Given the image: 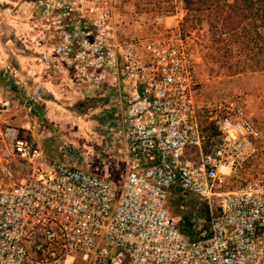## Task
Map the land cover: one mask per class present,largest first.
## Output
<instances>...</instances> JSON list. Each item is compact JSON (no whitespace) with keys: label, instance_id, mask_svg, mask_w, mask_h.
I'll list each match as a JSON object with an SVG mask.
<instances>
[{"label":"built area","instance_id":"built-area-1","mask_svg":"<svg viewBox=\"0 0 264 264\" xmlns=\"http://www.w3.org/2000/svg\"><path fill=\"white\" fill-rule=\"evenodd\" d=\"M31 1L32 32L48 47L41 64L82 87H120L130 170L118 186L64 162L35 166L40 150L13 124L14 105L0 101V264H264V173L223 191L224 169L245 168L261 131L235 98L202 115L188 40L118 39L110 0ZM202 116L216 129L205 152ZM175 190L207 201L209 228L195 217L193 236L182 233L168 203Z\"/></svg>","mask_w":264,"mask_h":264},{"label":"crops","instance_id":"crops-1","mask_svg":"<svg viewBox=\"0 0 264 264\" xmlns=\"http://www.w3.org/2000/svg\"><path fill=\"white\" fill-rule=\"evenodd\" d=\"M5 10L8 35L0 36V73L12 82L0 81V101H9L15 108L18 101H28L25 117L42 115V125L44 117L55 122V127L45 125L42 133H33V144L42 154L34 165L53 170L54 163L64 162L122 186L130 170V157L126 103L120 87L90 89L72 83L67 74L47 69L40 55L43 60L47 44L40 46L31 27L35 5L31 0H15ZM20 111L21 106L15 113ZM68 120L76 126L70 134L61 131ZM24 124L23 128L31 129Z\"/></svg>","mask_w":264,"mask_h":264},{"label":"rangeland","instance_id":"rangeland-1","mask_svg":"<svg viewBox=\"0 0 264 264\" xmlns=\"http://www.w3.org/2000/svg\"><path fill=\"white\" fill-rule=\"evenodd\" d=\"M15 0H0V36L6 37V18L8 11L6 5H11ZM111 22L118 39L129 41L133 39H150L161 37L167 33L181 35L188 40L194 49L196 57V98L201 112L206 108L214 107L221 99L235 98L246 107L248 116L261 131V138L257 143L256 156L247 163L238 174H231L228 169L227 184L223 191L235 190L246 181L264 173V45L260 41L258 45L252 43L246 47L242 41L218 43L209 20L182 29L181 23L185 16L183 0H110ZM0 81L10 84L12 81L4 73H0ZM28 101L23 104L17 102L15 111L22 107V111L16 114L14 111L13 124L18 128L20 135L27 138L33 144V133H42V126L55 127V122H50L42 115L29 114L26 116ZM23 113V114H22ZM203 118L204 130L208 141L203 152L211 145L214 131ZM25 123V124H24ZM29 125L30 130L22 126ZM57 125V130L59 129ZM61 131L70 134L76 128L70 120L63 122ZM75 126V127H74ZM196 155V156H195ZM201 153L193 148H188L186 157L191 160L200 159ZM20 169L23 173L31 170L26 162H21ZM4 163L0 149V166ZM170 213L175 221L180 224L182 219L201 214L206 208L207 201L194 194L184 191H172L169 199ZM218 208V201L213 202ZM209 206V205H208ZM82 257L79 261H82ZM82 264L81 262H79Z\"/></svg>","mask_w":264,"mask_h":264},{"label":"trees","instance_id":"trees-1","mask_svg":"<svg viewBox=\"0 0 264 264\" xmlns=\"http://www.w3.org/2000/svg\"><path fill=\"white\" fill-rule=\"evenodd\" d=\"M183 4L186 13L182 29L208 19L215 36H218V43L230 41V38L231 43L242 41L246 47L252 43L258 45L260 41L264 45V0H183ZM210 127L216 134V129L212 125ZM195 217H204L207 221L205 226L209 228L207 204L204 212ZM179 228L186 237L195 233V224L190 217L182 219Z\"/></svg>","mask_w":264,"mask_h":264}]
</instances>
